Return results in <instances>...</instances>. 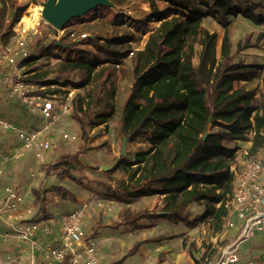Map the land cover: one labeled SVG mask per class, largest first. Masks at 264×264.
<instances>
[{"label": "rangeland", "instance_id": "374dc122", "mask_svg": "<svg viewBox=\"0 0 264 264\" xmlns=\"http://www.w3.org/2000/svg\"><path fill=\"white\" fill-rule=\"evenodd\" d=\"M236 1L246 6L251 0ZM46 2L47 0H0V50L15 46L18 38L26 32L36 44L34 48H31V45L29 48L32 56L26 62L27 72L33 67L38 68V72H53L61 62L90 61L99 62L101 66L94 80L85 89L63 88L57 84L46 89V93L58 97L59 102L56 105L59 109V119L46 132L51 149L43 158H37L36 150L30 149L23 158L11 161L7 166L8 176H12L8 184L18 189L27 207L44 218V214L40 212V205L35 203L34 195V192H41L43 197L49 200L46 216L52 218V227L58 225L65 213L79 209L80 196L90 198L93 202L102 201L105 207L100 209L94 206L83 218V229L88 232L99 218L107 214L106 218H102L106 227L96 229L95 235L100 243L99 259L102 264L214 262L229 244L228 235L232 237L238 228L227 232L222 224L218 232L216 221L210 216L205 217L204 206L196 203L191 204L184 211V219L178 218L177 222L172 218H159L155 213L163 209L161 199L163 196L128 200L123 193V188L129 184L130 175L136 170V166L129 163H133L138 152L151 147L148 136H142L133 143L127 142L126 154L123 157L121 155L125 138L122 133L123 107L134 82V60L137 50L143 48L151 33L159 27L160 15L176 14L172 11L169 0H111L115 6L100 7L73 19L65 26L66 31L63 32L56 30L43 19V5ZM259 13L264 15V11ZM233 23L234 50L237 49L238 43H244L248 36L251 35L255 42L264 34V25H254L244 18L233 19ZM203 26L217 34V51L220 55L223 28L211 17L204 20ZM72 33L76 39L70 36ZM85 34L88 38L81 40L80 36ZM124 34L133 35L134 44L122 51L108 50L104 47L105 40ZM58 42L61 45H57ZM131 51H135V55L130 57ZM199 51L200 48L197 49V54ZM237 61L256 63L264 68V38L258 48L243 51L237 57ZM55 78L56 76L50 75L49 80L58 81ZM263 80L264 69L254 86L258 84L262 87ZM3 92L0 101L9 100L12 104L0 103V120L11 122L23 130L45 127L46 119L23 109L16 96L8 94L7 91ZM78 93L83 95L85 104L86 99L89 102V110L81 113V117L86 121L91 119L93 121L90 125L92 127L88 126L86 133L80 128V123L75 117V103L64 102L67 95L72 94V97H75ZM64 103L71 105L69 113L62 112L61 107ZM114 112L119 116L110 126L94 130L95 124L99 122V115L111 116ZM90 121L86 122V125ZM65 134L70 138L75 136L77 139L65 140L63 137ZM249 144L246 142L229 144L236 150L235 162L240 167L249 158L246 154L250 153ZM66 156L72 157L70 160L72 167L68 170L81 180V184L60 175L66 168L61 157ZM122 159L125 161L117 168ZM258 159L264 162L262 151L259 152ZM47 167L52 170L49 175L45 173ZM102 167L111 168L105 171ZM143 167L145 164H142ZM140 175L141 172L137 178ZM56 188H65L66 191L62 193L63 191L59 192ZM108 207L112 208V212H107ZM97 210L101 212L98 215L95 213ZM92 213L95 214L94 222L90 217ZM195 221V227H192V222ZM6 229L7 226L0 220V262L4 263L15 253V241L4 240ZM253 243L247 241L241 247L242 255L244 254L246 258L253 255L251 253ZM159 246H163L166 253L155 256L152 250L158 249ZM242 262L239 264H244Z\"/></svg>", "mask_w": 264, "mask_h": 264}, {"label": "trees", "instance_id": "16d2710c", "mask_svg": "<svg viewBox=\"0 0 264 264\" xmlns=\"http://www.w3.org/2000/svg\"><path fill=\"white\" fill-rule=\"evenodd\" d=\"M169 2L176 14L160 15L159 27L134 60V82L123 107L122 133L130 143L148 136L151 147L138 152L133 163H129L136 170L123 193L128 200L163 196V209L155 216L176 222L178 218L184 219V211L191 204L204 206V216L216 221L219 232L229 215L236 182L232 172L237 165L236 150L229 144L251 142L247 156L258 158L261 151L264 156V85L254 86L264 68L237 61L243 51L258 48L264 34L255 42L248 36L244 43H238L236 50L233 44V19L244 18L263 26L264 15L259 12L264 11V2L251 0L246 6L236 0ZM208 17L224 30L220 55L217 34L203 26ZM133 41L134 36H117L105 40L104 47L122 51ZM34 43L31 48L36 46ZM100 66L101 63L90 61L61 62L53 72H38L33 67L26 72L27 81L46 88L57 84L82 90L94 80ZM50 75L58 81L51 82ZM86 101L85 104L81 93L73 97L75 117L85 133L93 122L81 117L89 110ZM105 118L98 117L95 125L105 123ZM71 159L61 157L66 168L60 175L81 184L68 170L72 167ZM51 171L47 167L45 173L49 175ZM34 195L47 219L49 200L41 192Z\"/></svg>", "mask_w": 264, "mask_h": 264}, {"label": "built area", "instance_id": "2783aa9c", "mask_svg": "<svg viewBox=\"0 0 264 264\" xmlns=\"http://www.w3.org/2000/svg\"><path fill=\"white\" fill-rule=\"evenodd\" d=\"M63 31L66 29L60 32ZM23 33L15 46L0 50V73L4 72L2 84L18 98L23 109L40 115L47 124L43 128L23 130L11 122L0 120V181L4 176V166L23 158L28 150L35 149L37 158H43L51 149L46 132L59 119L58 97L46 93V87L27 81L29 75L25 62L31 56L32 38ZM70 36L76 39L75 34ZM86 38L87 34L80 36L81 40ZM134 55L135 51L129 54L130 57ZM64 102L73 104L72 94L67 95ZM61 109L63 113H69L71 105L64 103ZM63 137L65 140L77 139L67 134ZM232 172L236 178L235 189L224 227L227 232L235 228L239 231L237 229L232 237L228 235L229 244L213 264H239L242 245L256 232L264 230V162L258 158H247L241 167L233 166ZM94 206L105 207L102 201L85 199L78 210L61 217L57 232L51 225V219L42 218L26 206L16 187L0 183V220L7 226L4 240L15 241V253L0 264H101L94 238L83 229V218ZM107 212H112V208L108 207ZM43 239L49 241L43 243ZM248 264H264V253L257 259L252 258Z\"/></svg>", "mask_w": 264, "mask_h": 264}, {"label": "water", "instance_id": "95a60500", "mask_svg": "<svg viewBox=\"0 0 264 264\" xmlns=\"http://www.w3.org/2000/svg\"><path fill=\"white\" fill-rule=\"evenodd\" d=\"M111 0H47L43 5V19L58 31L73 19L82 17L100 7H113ZM57 45H61L58 42ZM128 138L125 137L122 145V157L126 154ZM111 167H102L109 171Z\"/></svg>", "mask_w": 264, "mask_h": 264}, {"label": "crops", "instance_id": "0c3cea01", "mask_svg": "<svg viewBox=\"0 0 264 264\" xmlns=\"http://www.w3.org/2000/svg\"><path fill=\"white\" fill-rule=\"evenodd\" d=\"M114 4V6L116 5L115 3H113ZM171 9H173L174 11H175V7H172L171 6ZM126 13V12H125ZM125 13H123V15L125 14ZM127 14V13H126ZM125 14V15H126ZM172 15H174V14H171L170 16H172ZM124 35H127V34H124ZM131 35V34H130ZM133 36V35H132ZM113 38H115V37H113ZM132 44H134V41L130 44V46L132 45ZM145 46H146V44H144V46H143V48L142 49H138L137 51H139V50H143L144 48H145ZM128 60L130 59L129 57L127 58ZM28 69V68H27ZM98 71H99V69H98ZM27 72V71H26ZM99 73V72H98ZM4 75V72H2V73H0V96L1 95H3L2 93H4L3 91H7L8 92V94H9V91L5 88V86L2 84V76ZM4 87V88H3ZM2 89V90H1ZM6 94V93H5ZM259 94V93H258ZM259 95H257V97H258ZM7 102H2V100L0 101V103L2 102V103H4V105L5 104H8V105H10V104H12L9 100H6ZM122 114V113H121ZM118 116H119V114L118 113H116V112H114L111 116H105L106 118H105V120H106V122L105 123H103V124H101V125H96L95 127H94V130L96 131V130H98V129H101V128H103L104 126H110L111 125V122L112 121H114L115 120V118H118ZM98 117H101V115H99ZM112 119V120H111ZM81 126V125H80ZM92 126H90V128H91ZM81 128V127H80ZM94 132V131H93ZM238 143H241V142H238ZM246 143H250L249 145V147H251V142H246ZM7 166L8 165H6V166H4V176H3V178H2V180L0 181V183L1 184H8V180H10L9 178H11L12 176H8L9 174H8V171H7ZM154 196H157V195H154ZM159 196H161V195H159ZM153 197V196H152ZM148 198V197H147ZM85 199H87V197H79L78 198V200H79V208H80V206H81V204H82V202L85 200ZM161 199H163V197H161ZM161 203V202H160ZM114 204V203H113ZM98 211V210H97ZM99 212V213H98ZM98 212H95V213H97V215L98 214H100L101 212L100 211H98ZM94 216H95V214L94 213H92L91 215H90V217L93 219V222H94ZM49 219H51L52 220V218L50 217V216H47ZM107 217V214H105V216L103 217L102 216V218H106ZM47 218V219H48ZM102 218H99V221L97 222V223H94V225H92V228H90V230L87 232L89 235H91L93 238H94V241L96 242V244H97V246H98V252L100 253V251H99V241H98V239L95 237V235H96V229H99V228H105L106 226V224H105V222H104V220L102 219ZM44 219H46V218H44ZM102 219V220H101ZM52 222V221H51ZM100 224H102L101 226H100ZM105 224V225H104ZM119 224H121L120 222H119ZM114 225H116V224H114ZM111 226H113V225H111ZM240 226V225H239ZM54 227V229H55V231H57L58 232V228H59V226L58 225H55V226H53ZM238 231H239V229H238ZM256 239V240H255ZM47 241H49V240H45V239H43L42 240V242L43 243H47ZM250 241H252V242H254L253 243V245H252V247H251V253L253 254V255H248V257L246 258L245 257V255L243 254L242 255V253H241V255H242V260L241 261H243L242 263H244V264H248V262L252 259V258H255V259H257V258H259L263 253H264V230L263 231H261V232H256V234H255V236L250 240ZM163 246L161 247V246H159L158 247V249H156V250H152V254H154L155 256L156 255H158L159 253H160V255L162 254V253H166V250L164 249L163 250ZM165 251V252H164ZM222 252V251H221ZM220 255H221V253H220ZM253 256V257H252ZM220 257V256H219ZM218 257V258H219ZM246 258V260L244 261V259ZM249 258H251V259H249ZM216 259H217V257H216ZM215 259V260H216ZM100 260V259H99ZM101 264H102V262H100ZM214 262H211L210 264H213Z\"/></svg>", "mask_w": 264, "mask_h": 264}]
</instances>
